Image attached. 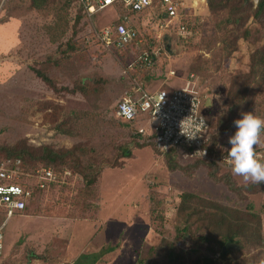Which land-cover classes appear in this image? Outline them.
<instances>
[{"label":"rangeland","instance_id":"374dc122","mask_svg":"<svg viewBox=\"0 0 264 264\" xmlns=\"http://www.w3.org/2000/svg\"><path fill=\"white\" fill-rule=\"evenodd\" d=\"M253 1L257 5L258 0ZM34 6L44 8L37 10ZM76 7V0H7L0 14V34L7 24L11 27L19 21L21 26L18 47L0 51V144L27 139L35 146L80 147L84 151L79 153V159L87 173L92 165L90 173L95 174L101 159L105 161L101 165L104 170L95 189L86 191L84 177L78 174L69 185L41 194L25 213L9 220L0 213V225L5 224L0 264H134L145 244L157 246L163 238L173 240L176 236V226L181 227L177 208L184 193H195L241 212L252 209L260 216L264 236V186H258L255 193H246L242 188L251 183L245 185L242 177L217 165V176L229 173L235 188L242 190L238 193L228 183L211 179L208 167L190 169L195 161L182 156H176L180 167L172 171L168 153H159L154 145L139 148L131 135L138 131L137 126L121 125L113 117L114 108L136 81L149 92L171 91L184 87L193 75L204 102L202 113L210 120L214 135L219 116L227 112L231 78L248 71L251 51L263 44L259 34L252 31L249 40H241L236 51L226 58L218 42L217 24L223 16L213 17L208 4V11L197 19L193 39L185 41L172 35L173 52L163 54L153 69L138 67L141 72L133 75V66L126 68L120 52L106 50L90 30L113 28L119 14L126 15L127 11L112 7L100 10L92 19L84 16L79 28ZM132 19L143 32H151L153 25H147V14ZM15 30L16 26L11 33ZM74 32L77 35L67 45ZM68 46L74 49L65 53ZM16 64L22 65V73H14ZM5 68L9 70L7 75L1 73ZM38 72L49 82L45 83ZM81 80L84 92H75ZM44 102L59 103L66 109V116L87 111L95 120L86 121L78 130L73 126L71 136L60 134L47 117L51 110ZM256 103L254 114L264 119V90L258 92ZM57 117L56 125L60 114ZM86 126L91 131H85ZM225 136L212 145L226 144L230 135ZM261 139L264 140V130ZM121 146H128L131 157H123ZM66 171L71 172L55 173L63 175ZM153 209L161 217L157 222L163 221V229L152 225ZM190 247V240L181 246L185 252ZM259 253L258 249H250L243 255L232 254L230 262L238 257H262Z\"/></svg>","mask_w":264,"mask_h":264},{"label":"trees","instance_id":"16d2710c","mask_svg":"<svg viewBox=\"0 0 264 264\" xmlns=\"http://www.w3.org/2000/svg\"><path fill=\"white\" fill-rule=\"evenodd\" d=\"M208 4L213 17L223 16L217 24L218 33L220 32L218 42L222 44V46L219 47V51L225 53L226 58L230 57L236 51L241 40H249L252 31L258 33L263 42L261 46L251 51L248 71L231 78L227 93V112L219 116L218 128L216 126L214 135L210 137L211 143H217L221 138H227L225 134L231 136L234 133L235 126L233 121L241 118V111L255 112V108L257 107V94L264 90V0H258L257 5H255L253 0H208ZM76 5L77 17L75 22L78 24L80 22V28L84 23V16L86 15L79 0H76ZM6 6L7 1L2 6L0 14ZM34 7H36L37 10L44 8V6ZM111 7L114 10L117 8L121 12L125 9L122 8L119 2L114 3ZM125 11H127L126 15L131 18L135 15H140L127 9H125ZM119 15L120 18H118L114 27L121 23L122 18L125 16L124 14ZM151 25L152 23L149 24L150 27ZM90 30L91 33H93L91 28ZM143 34L146 40L142 47V51L152 53L158 44L155 31L152 30L149 33L144 32ZM76 35L75 32L71 35L67 45L70 44V39H73ZM191 39L193 38L185 39V41ZM167 45L168 42L164 41L165 52L172 53V48L171 51L166 49ZM61 47L62 45L57 47V49L59 50ZM72 47L73 46H68L65 53L68 52V50L73 51L74 48ZM117 51L124 57L127 69L133 66L131 72L133 75H136V72H141L142 69L139 70L140 68H138V66L131 64L132 61L130 58H132V55L129 50H121L122 53L120 50ZM156 65L157 63H155L154 67H156ZM37 74L45 83L49 82L47 77L39 72ZM83 82L84 81L81 80L79 85L76 86V90L78 91L74 90L75 92H84L85 85ZM122 101H124V98L121 99L119 103ZM44 105L50 108V114L46 115L51 122H54L53 127L60 134L71 136L73 132L70 129H73V126H78V130L86 121L95 120V116H91L93 114L87 111L83 112V115L73 113L66 116V113H64L66 109H63L59 103L44 102ZM117 106L113 110V117L116 118L117 123L121 125H136V123L140 121H121L115 116ZM58 114H60L61 119H59L56 125ZM84 130L91 131V127L86 126ZM131 135L132 138L137 141L135 145L139 148H143L146 145L155 146V138L153 135L146 136L143 132L139 131ZM121 149H123V157H131L132 153L129 151L128 146L122 147ZM82 151L84 150L80 147L71 149L62 147L57 148L51 144L35 146L29 144L27 139H23L11 145L0 144V159L12 161L21 160L22 170L26 175L17 183L31 191L32 196L28 202L29 206V204L34 205L37 203L41 194L49 192L58 186L69 185L76 177L75 175L78 174L84 177L86 191H90V188L95 189L98 178L104 170V166L101 165L104 164L105 161L102 159L99 161V164L94 169L96 171L95 174L90 173L93 168L92 165L88 166L87 169L89 173H87L86 169H83L82 161L79 159V153ZM176 156L181 158V155L177 151L170 152L167 155L168 165L172 171L180 167L175 161ZM194 161L195 163L190 166V169L196 170L198 166H206L209 171L211 170L209 173L211 179L217 182L222 181L228 183L233 190L238 191V193L242 192V190L235 188V183L231 180L229 173L223 177L217 176L220 171L217 165L202 159L193 160V162ZM111 164H113V167L117 166L116 162ZM38 168H50L57 173L70 170L72 176L64 182L51 183L44 189H40L35 184L29 183L28 179V175ZM1 183L0 181V184ZM260 185H262L260 188L262 189L264 183ZM260 185L250 184L242 189L245 190L246 193H255L258 191V186ZM177 209L181 227L176 226V236L173 240L163 238L157 246L145 244L138 251L134 264H258V261L264 258V236L262 233L261 219L252 209L241 212L232 206H226L216 201H211L195 193H184L181 196L180 204ZM25 212L26 211H24V213ZM0 213L5 214L1 208ZM152 215V225L155 228L160 226L163 229V221H161L160 224L157 222L161 217L156 214V209H153ZM186 240L192 242V247H190L187 252L181 248L182 243ZM250 249H258L262 257H238L234 262H230V255L236 253L243 255L245 252L250 253ZM217 254H219L220 259L215 258Z\"/></svg>","mask_w":264,"mask_h":264},{"label":"built area","instance_id":"2783aa9c","mask_svg":"<svg viewBox=\"0 0 264 264\" xmlns=\"http://www.w3.org/2000/svg\"><path fill=\"white\" fill-rule=\"evenodd\" d=\"M7 0H0V7ZM87 18L92 19L100 10L111 7L119 2L121 6L136 14H147L148 24L152 23L150 31H155L157 47L152 53L142 51L145 44L144 32L138 28L134 20L125 15L121 23L113 28L98 31L92 28L96 38L106 50H129L132 55V65L153 68L165 52L164 37L176 35L185 40L194 38L198 17L208 11V0H79ZM258 3V1H257ZM147 25L143 23L145 30ZM173 74V73H172ZM139 95L127 93L120 102L115 116L123 122L147 121L152 125V135L156 150L161 154L177 151L184 159H202L215 165H220L231 171L227 159L228 142L223 146L212 145L210 137L212 124L202 113L203 99L194 76H190L184 87L171 91L157 90L149 92L138 87ZM193 112L205 118L207 128L204 134L193 141H188L179 135L178 121ZM222 149L223 151L221 152ZM256 152L264 157V147H257ZM204 153V155H203ZM221 153V154H220ZM264 162V160H262ZM26 174L22 170L21 160L0 159V208L6 214L7 220L15 214L26 211L32 193L17 182ZM29 183L40 189L48 184L61 183L72 176L66 171L63 175L55 173L50 168H38L29 174ZM0 225V258L4 255V235Z\"/></svg>","mask_w":264,"mask_h":264},{"label":"clouds","instance_id":"9594fccd","mask_svg":"<svg viewBox=\"0 0 264 264\" xmlns=\"http://www.w3.org/2000/svg\"><path fill=\"white\" fill-rule=\"evenodd\" d=\"M219 99V97H216ZM211 100H208V107H211ZM239 119L233 121L234 133L228 138L230 147L227 151L228 163L234 176L242 177L245 185L264 183V157L256 152L257 147H264V140L261 139L264 130V119L255 115L254 112L241 111ZM179 135L184 136L188 141H193L204 134L207 128L205 118L193 112L182 117L178 121ZM204 155V153H203ZM264 264V258L258 261Z\"/></svg>","mask_w":264,"mask_h":264},{"label":"crops","instance_id":"0c3cea01","mask_svg":"<svg viewBox=\"0 0 264 264\" xmlns=\"http://www.w3.org/2000/svg\"><path fill=\"white\" fill-rule=\"evenodd\" d=\"M9 25L10 24H7L6 26H4L5 32H2V34H0V51H2V52L10 51L11 49H14V48L18 47V45H19L18 44V41L19 40L17 38V32H18L21 24H20L19 21H16V24L15 23L14 24L12 23L11 24V27ZM15 26H16L15 32L14 33H11L13 31V28ZM8 32H10V33H8ZM18 64L15 65L17 68H15L14 73H16V74H19V73H22L23 72V69L22 68L19 69V67H20L21 64L20 65H18ZM17 69H19V70L17 71ZM8 71H9L8 68H5V69H2L1 70V73L3 75H7L6 72L8 73ZM141 86L143 87V85H141ZM141 86H140L139 82L136 81V84L131 89V91L128 92V93H132L133 95L138 96L139 95V93H138V90H139L138 87H141ZM126 97L127 96H125L124 99ZM136 126H137V130L139 132H143V134H145L146 136H151L152 135V130H153L152 125L149 124L147 121H139V122L136 123Z\"/></svg>","mask_w":264,"mask_h":264},{"label":"water","instance_id":"95a60500","mask_svg":"<svg viewBox=\"0 0 264 264\" xmlns=\"http://www.w3.org/2000/svg\"><path fill=\"white\" fill-rule=\"evenodd\" d=\"M164 41H166V42H168V45L166 46V49L168 50V51H171V48H172V40L170 39V37L169 36H165L164 37ZM171 52H173V51H171ZM208 104V103H207Z\"/></svg>","mask_w":264,"mask_h":264}]
</instances>
